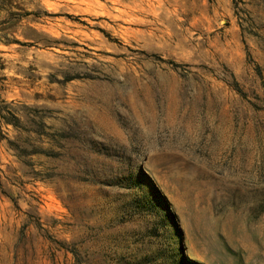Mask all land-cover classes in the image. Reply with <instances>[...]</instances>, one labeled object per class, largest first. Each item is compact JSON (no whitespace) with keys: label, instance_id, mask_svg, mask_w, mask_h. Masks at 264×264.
I'll return each instance as SVG.
<instances>
[{"label":"rangeland","instance_id":"374dc122","mask_svg":"<svg viewBox=\"0 0 264 264\" xmlns=\"http://www.w3.org/2000/svg\"><path fill=\"white\" fill-rule=\"evenodd\" d=\"M0 264H264V0H0Z\"/></svg>","mask_w":264,"mask_h":264},{"label":"trees","instance_id":"16d2710c","mask_svg":"<svg viewBox=\"0 0 264 264\" xmlns=\"http://www.w3.org/2000/svg\"><path fill=\"white\" fill-rule=\"evenodd\" d=\"M3 112H4L3 109L0 108V122L1 120H3V122L6 124H11L14 127H19V120L17 117H15L12 114H10L9 117H7L6 115H4ZM172 264H179V263L177 262V263H172Z\"/></svg>","mask_w":264,"mask_h":264}]
</instances>
